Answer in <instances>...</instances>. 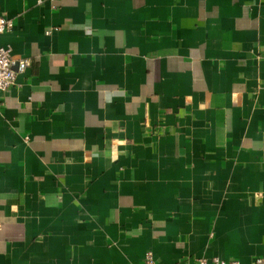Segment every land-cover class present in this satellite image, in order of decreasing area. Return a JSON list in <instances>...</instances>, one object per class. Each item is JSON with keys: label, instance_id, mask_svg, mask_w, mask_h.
Instances as JSON below:
<instances>
[{"label": "crops", "instance_id": "0c3cea01", "mask_svg": "<svg viewBox=\"0 0 264 264\" xmlns=\"http://www.w3.org/2000/svg\"><path fill=\"white\" fill-rule=\"evenodd\" d=\"M0 264H264V0H0Z\"/></svg>", "mask_w": 264, "mask_h": 264}, {"label": "built area", "instance_id": "2783aa9c", "mask_svg": "<svg viewBox=\"0 0 264 264\" xmlns=\"http://www.w3.org/2000/svg\"><path fill=\"white\" fill-rule=\"evenodd\" d=\"M13 23L6 18H0V35L12 30ZM28 59L14 60L9 47L0 46V93L6 91L14 82L17 73H23L28 67ZM145 264H155L151 253L145 254ZM256 264H263V259H257ZM198 264H239L212 258L210 261L199 259Z\"/></svg>", "mask_w": 264, "mask_h": 264}]
</instances>
